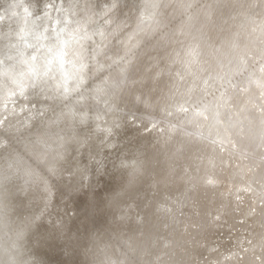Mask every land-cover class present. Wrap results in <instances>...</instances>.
<instances>
[{
  "label": "rangeland",
  "instance_id": "obj_1",
  "mask_svg": "<svg viewBox=\"0 0 264 264\" xmlns=\"http://www.w3.org/2000/svg\"><path fill=\"white\" fill-rule=\"evenodd\" d=\"M0 264H264V0H0Z\"/></svg>",
  "mask_w": 264,
  "mask_h": 264
},
{
  "label": "clouds",
  "instance_id": "obj_2",
  "mask_svg": "<svg viewBox=\"0 0 264 264\" xmlns=\"http://www.w3.org/2000/svg\"><path fill=\"white\" fill-rule=\"evenodd\" d=\"M41 75L43 76V75H46V73H41Z\"/></svg>",
  "mask_w": 264,
  "mask_h": 264
}]
</instances>
